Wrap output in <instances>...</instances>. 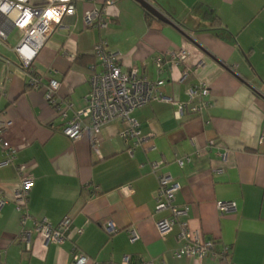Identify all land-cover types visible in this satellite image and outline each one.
<instances>
[{
    "label": "crops",
    "instance_id": "obj_1",
    "mask_svg": "<svg viewBox=\"0 0 264 264\" xmlns=\"http://www.w3.org/2000/svg\"><path fill=\"white\" fill-rule=\"evenodd\" d=\"M145 1L174 26L147 18L133 0H116L109 28L97 31L83 23L93 0H81L32 64L45 82L60 83L57 100H69L73 110L84 105L101 38L122 70L137 67L151 81L163 79V94L186 104V111L178 117L174 106L157 101L135 110L131 117L141 132L135 147L121 139L126 125L119 121L102 128L97 147L90 133L69 140L58 131L43 90L28 88L19 61L0 54V122L6 124L0 162L5 148L16 151L12 164L0 167V264H72L79 254L87 264H119L124 257L130 264H221L211 256H172L178 226L163 237L155 226L169 215L154 210L161 174L180 185L175 205L188 208V229L213 240V252L227 246L234 264H264V0ZM179 51L186 59L174 65L168 55ZM199 83L209 87L210 106L193 116L186 91ZM20 165L33 178L24 228L44 218L56 226L69 217L62 244L32 234L27 251L19 241L13 197ZM217 202H234L236 211L220 215ZM131 228L138 234L134 242Z\"/></svg>",
    "mask_w": 264,
    "mask_h": 264
},
{
    "label": "built area",
    "instance_id": "obj_2",
    "mask_svg": "<svg viewBox=\"0 0 264 264\" xmlns=\"http://www.w3.org/2000/svg\"><path fill=\"white\" fill-rule=\"evenodd\" d=\"M81 0H0V47L7 41L10 33L18 28L23 32L22 38L13 49L20 66L25 71L31 89L43 90L46 103L53 109L58 122V131L71 141L80 139L85 133L91 134V143L97 147L102 128L114 121L126 125L120 133L121 139L133 141V147L140 143L141 132L138 122L131 114L151 102H165L176 108L178 117L184 115L186 104L172 101L162 92L165 81L163 79L149 80L137 67L122 70L118 56L106 50V41L101 38L93 49L96 63L89 67V92L83 98V107L73 110L69 100H57L60 83L54 79L39 76L32 68L37 52L47 39L57 30L61 22L75 14V7ZM116 0H93L94 5L83 14V23L87 28L97 31H106L112 23L109 8ZM174 65L182 64L186 59L184 51L173 52L168 55ZM157 63L161 59L156 60ZM50 71L46 73L48 76ZM186 103L191 104L189 110L193 116H199L209 108V87L199 83L186 91ZM6 124L0 122V142ZM264 145V135L260 137ZM213 142L209 143L211 146ZM16 151L5 148L4 159L1 166L11 165ZM132 157L133 149L127 151ZM182 166V161H177ZM159 163L152 164L156 170ZM19 186L13 197L15 210L20 215L21 232L19 241L24 244L25 250H31V235H39L47 243L62 244L65 240L71 219L65 217L56 226H52L45 218L34 221L31 230L24 228L27 220L31 219L26 212L30 189L33 185L32 175L27 172L26 165L17 167ZM158 189L156 191L155 212L167 210L168 217L156 222L158 234L163 237L170 233L174 226H178L176 236L179 246L172 252L174 258H195L201 261L207 256L218 260L221 264H234L231 261V251L224 246L218 253L213 252L214 241L203 239L197 232L188 229L186 206L175 205V195L180 190V185L169 175L161 174L157 177ZM131 191L130 187H125ZM217 211L220 215L236 211L234 202H217ZM111 224L106 226L108 231ZM130 242L138 239L135 229L128 231ZM89 258L83 254L75 257L72 264H87ZM98 264V263H93ZM119 264H130L128 257H124ZM141 264H152L145 262Z\"/></svg>",
    "mask_w": 264,
    "mask_h": 264
},
{
    "label": "rangeland",
    "instance_id": "obj_3",
    "mask_svg": "<svg viewBox=\"0 0 264 264\" xmlns=\"http://www.w3.org/2000/svg\"><path fill=\"white\" fill-rule=\"evenodd\" d=\"M23 32L16 28L14 29L8 37V40L3 43L0 48V54L5 55L6 58L18 62L16 54L13 49L17 46L18 42L22 38Z\"/></svg>",
    "mask_w": 264,
    "mask_h": 264
},
{
    "label": "water",
    "instance_id": "obj_4",
    "mask_svg": "<svg viewBox=\"0 0 264 264\" xmlns=\"http://www.w3.org/2000/svg\"><path fill=\"white\" fill-rule=\"evenodd\" d=\"M133 1L138 3L151 17H153L158 22L166 25L174 26V23L169 16L165 15L161 11L157 10L155 7L151 6V4H149L147 1L145 0H133Z\"/></svg>",
    "mask_w": 264,
    "mask_h": 264
},
{
    "label": "trees",
    "instance_id": "obj_5",
    "mask_svg": "<svg viewBox=\"0 0 264 264\" xmlns=\"http://www.w3.org/2000/svg\"><path fill=\"white\" fill-rule=\"evenodd\" d=\"M144 14H145V16H146L147 18H153V17H151L146 11H144ZM27 87H28V88H31V85L27 84Z\"/></svg>",
    "mask_w": 264,
    "mask_h": 264
}]
</instances>
